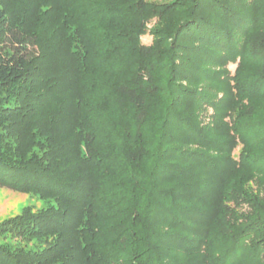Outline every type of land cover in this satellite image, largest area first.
Masks as SVG:
<instances>
[{
    "label": "trees",
    "instance_id": "obj_1",
    "mask_svg": "<svg viewBox=\"0 0 264 264\" xmlns=\"http://www.w3.org/2000/svg\"><path fill=\"white\" fill-rule=\"evenodd\" d=\"M0 182V264H264V0H0Z\"/></svg>",
    "mask_w": 264,
    "mask_h": 264
},
{
    "label": "rangeland",
    "instance_id": "obj_2",
    "mask_svg": "<svg viewBox=\"0 0 264 264\" xmlns=\"http://www.w3.org/2000/svg\"><path fill=\"white\" fill-rule=\"evenodd\" d=\"M152 39L153 34L150 32L142 36V41L146 44H150ZM228 67L234 71L236 64L230 63ZM51 204H54L53 198H45L38 193L23 192L0 182V221L21 213L26 207H31L33 211H37L47 208Z\"/></svg>",
    "mask_w": 264,
    "mask_h": 264
}]
</instances>
